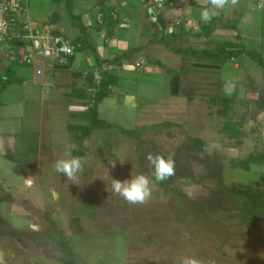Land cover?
I'll use <instances>...</instances> for the list:
<instances>
[{"label": "rangeland", "instance_id": "374dc122", "mask_svg": "<svg viewBox=\"0 0 264 264\" xmlns=\"http://www.w3.org/2000/svg\"><path fill=\"white\" fill-rule=\"evenodd\" d=\"M82 2H71L72 13L80 16L77 12L82 5L86 14L93 15L88 0L85 5ZM185 2L194 5L198 0ZM24 4L26 23L47 26L70 39L75 36L77 29L72 27L63 1L25 0ZM141 6V43L145 46L154 31L145 12L163 17L177 9L157 11L152 6L146 9V3ZM225 7L224 14L223 8L209 7L223 17L222 24L238 20L235 29L228 27L231 23L227 27L220 24L221 37L259 53L264 60V0H237L234 5L229 0ZM237 11L240 16L236 18ZM186 17L179 20L183 19L185 29L193 34V24H188ZM97 32H90L94 43ZM215 43L191 37L183 44L209 48ZM8 46L0 45V58ZM108 47L113 49V45ZM27 54L21 56L27 58ZM31 57L29 67L18 72L23 82L0 93V166L5 169H0V200L7 202L11 196L6 189L9 172L22 177L26 171L33 181L28 199L14 200L19 213L14 218L20 229L8 219L10 211L0 215V264H183L188 257L199 264H264V215L253 227L240 224L234 212L219 205L213 176L219 171L225 185L260 187L264 167L248 172L231 167V161L264 152V112L254 103L259 92L264 93V74L255 62L241 56L211 71L195 68L194 59L174 55L161 46L146 47L143 54L130 58V64L139 66L135 69L142 79L124 80L118 71L121 67L109 69L118 75L114 88L124 92L127 102L134 99L133 104L115 109L101 103L100 118L123 129L138 130L165 121L172 126L147 129L139 140L106 129L76 141L69 125L87 122L70 117L86 109L73 90L91 95L95 89L92 91L86 77L96 83V66L83 61L64 69L38 55ZM148 57L171 69L189 71L181 76L177 95L171 93L170 76L147 64ZM3 60L5 65L9 63ZM217 97L233 101L227 113L232 121L242 122L240 143L221 132L225 118L218 112L222 105L212 101ZM116 104L121 105L119 101ZM108 108L111 111L105 113ZM192 138L202 140V149L190 144ZM104 143L110 147L102 148L100 156L98 148ZM69 145L75 146L71 156L74 149L84 151L83 170L74 179L55 169L57 160L70 158ZM149 154L171 157L175 162L174 175L165 179L164 189L152 179L154 166L146 159ZM140 174L152 181V194L145 203L131 204L114 193L111 179L124 181Z\"/></svg>", "mask_w": 264, "mask_h": 264}, {"label": "trees", "instance_id": "16d2710c", "mask_svg": "<svg viewBox=\"0 0 264 264\" xmlns=\"http://www.w3.org/2000/svg\"><path fill=\"white\" fill-rule=\"evenodd\" d=\"M25 0H21V10L25 9ZM61 1L64 2L65 9L67 11L68 18L71 22L72 27L76 28L78 34L73 38H68L65 35L56 31L59 36H62L69 44L73 47L74 53L88 51L93 58V65L96 66L97 81L93 84V78L88 76L86 81L89 82L90 86L93 88L91 95H88L84 90L74 89L73 92L80 98V104L85 106V111L73 114L70 117L72 119H81L86 121V124L80 125H69V129L73 131L74 139L76 141H82L89 138L93 131L96 130H106L115 129L121 135L126 138H133L139 140L141 134L147 129L149 130H162L172 126L169 122H162L153 124L147 127H141L140 129H123L121 126L112 123L110 121L100 118L99 105L111 95L113 88L117 85L118 76L115 72H111L109 69H117L122 67L124 64H130V58L132 55L139 53L142 49L152 46H161L171 52L174 55L180 56L182 58H192L195 60L192 65L195 68H202L211 71H216L222 69V67L229 63L235 62L241 56H246L253 62H255L264 74V60L259 53H255L245 46H239L236 43L225 40L221 42H216L215 45L209 48H199L197 45L185 46L183 43L188 40V38L197 39H209L213 36L214 32L222 24V16H213L210 22L202 21L200 23V30L198 33H189L185 29L184 23L181 21L178 24H173L168 26L162 22L159 15L156 13L146 11L145 17L151 22V26L154 28L151 39L143 47H136L133 49H128L122 53H116L111 57L102 59L97 49L90 42V27L86 26L81 21V16L74 15L72 13L71 0H52V3ZM168 9V8H166ZM239 11V10H238ZM235 13L237 18L239 13ZM238 15V16H236ZM104 16V14L102 15ZM240 18V17H239ZM228 21L231 23L230 26L224 23L223 27H230L235 29L237 25V19ZM121 21L119 19H110L105 27L106 38L111 40L115 36L116 29L119 27ZM21 24V23H20ZM9 46L15 47L17 49H23L28 46V41H22L21 39H11L6 42ZM3 59L0 58V93L6 89L8 86L21 83L22 79L18 72L23 68H28L29 64L25 61L15 60L9 61L7 65L3 63ZM74 61V56L67 58L64 64L54 63L56 67H61L68 69L69 66ZM145 62L150 66L157 67L161 69L165 74L170 76L171 93L175 96L179 92L180 78L183 74L189 71L174 70L163 64L161 61L148 57ZM79 76V75H77ZM96 85V86H95ZM216 104L222 105V110H219V114L225 118L222 124L221 132L231 140L237 143L241 142V136H243V131L241 130V121H232L228 115V109L231 103V99L226 97H217L212 100ZM255 106L259 112H264V93L259 92L257 99L254 100ZM190 144L198 149H202L203 142L200 139L192 138ZM110 145L104 143L102 147L98 148V154L101 156L102 148H109ZM84 155L83 150H73V156L82 157ZM232 168H239L242 171L248 172L251 168H262L264 167V152H255L249 154L245 159L240 161H231ZM217 185L215 190L218 194V203L224 210H228L233 213V217H236L240 224L245 227H253L257 218L264 215V173L259 176L260 187L242 184V183H232L230 185H225L221 173L218 171L214 175ZM155 180V176H152ZM159 186L163 189L165 188L166 181L158 182ZM229 215V214H228Z\"/></svg>", "mask_w": 264, "mask_h": 264}, {"label": "crops", "instance_id": "0c3cea01", "mask_svg": "<svg viewBox=\"0 0 264 264\" xmlns=\"http://www.w3.org/2000/svg\"><path fill=\"white\" fill-rule=\"evenodd\" d=\"M85 1L83 0V2H82L83 5L86 4ZM178 1H179L180 8L178 9V7H179V5H178L177 8L172 9V10L177 9L176 13H178V14L173 12V13L166 14L163 17H161L159 15L162 22L165 23L166 25L170 26L171 24L174 23V21L179 20V17L182 18V16L184 15V18H185V16L189 17V18L186 17L188 24H190V23H191V25L193 24L192 33H195L196 30L199 31L200 30V23L203 21L201 19V12L205 8L209 9V7L212 6L210 4L209 0H206V1H199L198 0V2L194 3V5H192V4L188 5L187 2L184 3L185 0H178ZM145 3L149 5V0H95V3H92L91 0H88V6H90V8H93V11H94L93 15H91L89 13L86 14L85 10L83 11V9H84V8H82L83 6L82 5L79 6V8H78L79 12H77V13L80 14L82 23L86 26L91 27L90 32H92L93 30L98 31L97 32V34H98L97 35V42L94 43L92 40H90V42L97 49V52H98L99 56L102 57V59H106L108 57H111V53L116 54V53L123 52V51L128 50V49H133L136 47H143L144 46L141 43V40H142L141 36L143 34L142 31H143V21H144L143 18L144 17L143 18L141 17V14L143 13V9H141L140 7H142L141 6L142 4L145 5ZM182 5L183 6L187 5L186 9L182 8L183 7ZM226 6H228V4H226ZM149 7H151V6L150 5L147 6L146 9ZM80 8H82L81 10L83 12H81ZM223 9L224 10H222V12H223L222 14H224L227 7L224 6ZM89 10H91V9H89ZM166 10L171 12L170 9H165V11ZM220 13H221V11H220ZM103 14H104V16H102ZM193 17H195L196 19ZM114 18L119 19L122 24L119 25V27L116 29L115 36L112 38L114 40H112V39L109 40L106 38V35H105V33H106L105 27H106L107 22L110 19H114ZM141 18H142V20H141ZM181 20H183V19H181ZM127 23H129V24L127 25ZM219 31L220 30H217L216 32H214L213 36L210 37L209 40L211 39V41H214V42L225 41L224 40L225 38L221 37V35L219 34L221 32H219ZM227 31H230V30H227ZM74 34L77 35L78 34L77 31ZM90 39H91V33H90ZM107 40H109V41L106 44ZM109 45H113V49H111L109 47L107 48V46H109ZM138 54H140V55L143 54V49L139 53L134 55L133 57H136ZM138 60H142V59H139V56H138ZM83 61H85L88 64L93 63V58L88 51L79 52V53H76L74 55V61L71 65V69L75 65H78V64L80 65V63ZM235 67H236V64H235ZM135 68H139V66L136 63L134 65L133 64L123 65L121 68H119L120 70H118L119 72H121V73H119L120 77L124 80L142 79L143 76L140 78L137 77L138 76L137 72L139 70L135 69ZM140 69L143 72V68H140ZM149 73H151V72H149ZM123 93L124 92H122V91L117 92V90L114 88L112 93H111V96L104 99L101 105L110 106V107L114 106L115 109L116 108H122L125 106L129 107L130 105L133 104L134 99H132V101H130V102H127V96ZM116 94H117V96H116ZM114 96H116V97H114ZM117 101H119L121 103V105L116 104ZM104 111H105V113H108L111 110H109V108H108V110L104 109ZM100 112H102V109H100ZM126 112H128L127 109H126ZM129 112H130V110H129ZM9 151H10V149H9ZM5 156L6 157L3 159L7 158L6 154H5ZM0 165H2V164H0ZM0 169H2V171L3 170L5 171V169L2 168L1 166H0ZM22 173H23L22 177L19 175L16 177L11 172H9L7 174V180L9 181V184H8V187L6 189H7V191L11 192V196L9 197V200H8L9 202H11V204L7 203L8 201L4 202L3 200H0V208H1L0 215H2V213L3 214H9L8 212L10 211L9 215H11V216L8 219L13 223V225H14L13 227L16 229H20L21 225L14 218V217H19L18 216V214H19L18 213V207L14 206V200L17 199L20 202V201L24 200L25 198H27L26 195H27V192L29 190V186L33 184V181L31 179V177L28 175V173L26 171H24ZM1 185H2V183L0 181V186ZM29 202H31V201L29 200ZM2 209H4V210H2ZM14 210H15V212H14Z\"/></svg>", "mask_w": 264, "mask_h": 264}, {"label": "built area", "instance_id": "2783aa9c", "mask_svg": "<svg viewBox=\"0 0 264 264\" xmlns=\"http://www.w3.org/2000/svg\"><path fill=\"white\" fill-rule=\"evenodd\" d=\"M149 5L157 11L166 8L175 9L178 7L179 1L149 0ZM26 13V8L21 10V0H0V45L7 44L6 42L11 39H21L29 43L23 49L8 46L3 54L5 59L25 61L30 65L32 63L31 55H38L51 65L54 63L64 64L68 57L75 55L69 42L49 27L37 28L31 26L29 22L26 23L24 21ZM180 22L181 20H176L173 24ZM22 52L28 53L27 58L25 55L21 56ZM35 72L37 75L40 74L39 70Z\"/></svg>", "mask_w": 264, "mask_h": 264}, {"label": "clouds", "instance_id": "9594fccd", "mask_svg": "<svg viewBox=\"0 0 264 264\" xmlns=\"http://www.w3.org/2000/svg\"><path fill=\"white\" fill-rule=\"evenodd\" d=\"M213 9H222L229 0H209ZM237 0H231L234 5ZM216 11H210L205 8L201 12V19L205 22H210L212 17L217 15ZM74 145L68 146L67 155L70 158L57 160L55 163V169L57 172L64 174L69 179H74L79 172L83 170V158L78 156H71V150ZM146 159L149 164L154 166L155 180L162 182L165 179L174 175L175 162L171 157L165 159L162 155L152 156L149 154ZM115 167V164H112ZM111 187L114 193L123 197L127 202L131 204H143L152 194V181L146 175L140 174L130 179L120 181L117 179H111ZM183 264H199L194 258H185Z\"/></svg>", "mask_w": 264, "mask_h": 264}]
</instances>
